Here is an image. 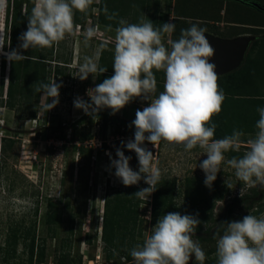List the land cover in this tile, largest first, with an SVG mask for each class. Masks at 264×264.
<instances>
[{
  "label": "rangeland",
  "instance_id": "rangeland-1",
  "mask_svg": "<svg viewBox=\"0 0 264 264\" xmlns=\"http://www.w3.org/2000/svg\"><path fill=\"white\" fill-rule=\"evenodd\" d=\"M158 1V6L148 11L156 18H159L160 13L168 11V22L170 23L174 24L175 21L179 24L187 23L189 27L196 24L206 28L209 33L213 31L212 34L216 33L220 37L226 36L229 32L227 28V30L224 29L225 23L216 26L211 22L212 19L226 21L233 17L232 4L227 0ZM238 1L253 6L250 3L253 0ZM256 1L264 5V0ZM10 4L11 0H3L4 6L0 9V37L4 38L3 44L6 42V52H8V42L2 33L5 30L3 24L10 20V14H7ZM92 11L96 15L97 7H94ZM239 17L256 18L249 11L240 13ZM90 26L96 28V35L86 43L85 33ZM217 28L225 31L219 32ZM100 29L101 25L93 18H89L83 28L77 27L73 35H66L62 41L54 44L55 52L69 61V65L64 69L65 75L58 77L52 70L56 62L49 61L52 71L51 82L55 80L56 83L63 85L59 90V103L54 108L46 112L45 105L52 101L51 98L48 100L41 94L39 111L34 120L16 122L13 110L7 108L0 110V264H55L56 250L60 247L62 240H65V249H70L71 264H89L90 260L93 264H134V261H127L125 256L117 251L114 256L106 257L104 242L101 239V225L104 202L109 191L112 192L117 188L123 190L137 185H123L114 175L115 169L111 167V160L118 159L116 149L121 147V141L134 140L135 128L134 125L132 127L129 125L136 118V111H142L144 107L149 106L150 101L136 98L114 114L120 122L111 123L107 120L103 130V117H96L94 120L83 110L74 107V100L77 97L91 102L88 90L97 86L98 72L93 76L90 74L83 81L77 77L78 68L84 62V58L99 57L100 49L108 50V48H102L105 44H109L108 47L115 50L113 46L115 28L108 32ZM6 32L8 37V31ZM172 35L173 32L162 36V42L169 50ZM91 42L95 49H90ZM112 49L110 51L114 52ZM77 52L78 60L75 58ZM73 56L74 62L72 63ZM246 57L243 60L244 64L247 62ZM1 62L2 55H0ZM247 66L248 64H245L244 68H239L230 74L228 80L248 78ZM153 71L156 80H162L165 83V77L162 76L164 72ZM260 76L261 73L255 76L256 79H253L250 86V89L254 88L256 92L261 90ZM248 84L244 83L237 92H242V94L248 92ZM0 97L3 99L5 95L2 96L0 93ZM152 99H155L154 93ZM257 103L254 97L247 101L226 100L224 106L228 110L226 109L225 121L228 127L223 129L216 127L214 136L231 135L234 129L240 131L243 125L240 120L242 114L248 115V110L253 105L257 109ZM255 135L243 133L240 137L239 152L242 156L247 151V141L254 139ZM2 137H9L14 141L10 144L6 142L5 152L1 150ZM80 146L84 147V151L79 152L78 147ZM145 146L153 152L154 162L158 164L162 175L166 178H175L177 186L185 177L205 179V173L199 164L207 159V156L199 147L185 151L181 145H168L164 141L156 146L146 141ZM122 150L125 156L131 157L129 166L132 170L138 171L139 163L136 153L129 151L126 147ZM224 155L225 160L221 163V170L212 185L214 187L216 184L218 190L226 194L222 199L215 201L213 212L216 216L221 213L229 198L245 192L247 188V185H239L235 170L228 164V160L232 157H229L227 152ZM65 179L66 187L63 188ZM139 182L143 184L141 189L149 187L144 183L143 178ZM63 189V199H69L70 205L61 210L62 213L51 232L45 220L48 203L50 200L56 201ZM151 197L152 193H148L144 199L139 198L138 200L134 231V241L137 243L145 241L155 226L151 216ZM249 214L264 218V198L258 202L256 207L239 214L236 221H241ZM51 233H54V236L51 237ZM33 238L35 249L30 263L29 247ZM193 240L196 242L194 237ZM211 247L214 248V252L209 257L217 263V242ZM40 249H44L43 259L36 255L37 250ZM194 261L193 254L189 263Z\"/></svg>",
  "mask_w": 264,
  "mask_h": 264
},
{
  "label": "clouds",
  "instance_id": "clouds-1",
  "mask_svg": "<svg viewBox=\"0 0 264 264\" xmlns=\"http://www.w3.org/2000/svg\"><path fill=\"white\" fill-rule=\"evenodd\" d=\"M92 2L34 0L27 18V30L18 37V48H51L66 35H73L78 27L74 25V12L85 13ZM3 6V0H0V9ZM119 23L112 66L114 74L88 90L91 102L77 97L74 107L95 120L104 108L111 109L114 115L136 98L150 101L149 106L136 111V118L129 125H134V140L121 141V147L116 149L118 159L111 160L114 175L123 185H136L142 178L149 185L134 193L137 198L144 199L146 194L152 193L162 176L153 152L145 146L146 141L153 146L161 141L181 145L185 151L196 147L204 150L207 159L199 167L205 173V185L211 188L225 160L224 154L229 150L239 151L243 133L234 129L231 135L214 139L217 125L212 123V117L222 110L225 96L218 84L216 65L210 62L215 50L205 36L207 29L196 24L181 29L179 39L169 41V50L162 42V35L174 32L175 24L165 22L162 28H154L150 20L143 19L136 24L124 20ZM95 35L96 28L88 27L85 42ZM3 49V38L0 37V55L10 63L28 58L18 49L8 52ZM98 58H84L78 68L80 80L107 71L98 65ZM153 70L165 74L164 90L155 99L152 94L156 92L157 80ZM62 86L54 80L41 82L36 88L48 100L51 98L52 102L45 105L46 112L59 103ZM256 111L259 119L255 125L258 130L255 138L247 141V151L242 157H233L228 164L245 185L264 187V107H258ZM125 147L136 153L138 171L129 166L131 157L125 156L122 150ZM200 223L197 216L179 212L164 214L143 245L130 251L134 264H189L193 254L195 261L204 264L205 253L193 240ZM226 224L222 235L219 229L214 234L217 264H264V218L249 214L241 221Z\"/></svg>",
  "mask_w": 264,
  "mask_h": 264
},
{
  "label": "trees",
  "instance_id": "trees-1",
  "mask_svg": "<svg viewBox=\"0 0 264 264\" xmlns=\"http://www.w3.org/2000/svg\"><path fill=\"white\" fill-rule=\"evenodd\" d=\"M158 0H98L92 2L89 9L85 13L79 11L74 12V24H80L83 28L88 18H93L99 24L109 26L111 28L120 27V20H124L129 24L140 23L141 20H150L154 28H162L165 22H168V11L160 13L159 18L149 13L150 9L157 7ZM34 6V0H11V4L7 9V14H10V20L5 21L4 32L7 39V51L18 49L22 55L28 58L21 61L9 62L6 57L2 55V62L0 63V93L5 95L0 99V110L7 108L14 111V118L16 122L35 119L39 111V99L43 92L38 93L36 88L41 82L51 83V65L49 61H55L54 73L65 75L64 69L69 64L66 58L58 55L54 50V45L51 48H36L23 50L18 46L20 41L18 37L27 30L28 16L31 14V9ZM97 7L96 15L93 13V8ZM11 8V10H10ZM179 16V15H176ZM112 17V19H109ZM128 18V19H127ZM178 20V19H177ZM175 31L172 35V41L178 40L181 35V29H187V23L179 24L175 21ZM8 31V37L7 32ZM255 34H259L262 29L253 28ZM6 33V34H5ZM165 34V33H164ZM164 34L162 36H164ZM4 39V38H3ZM4 43V51L6 50ZM255 47L257 51L253 54ZM6 52V51H5ZM247 56V57H246ZM248 64L246 67L249 71V77L238 80H228V76L233 74L237 69L244 68L245 64L242 63L234 70L218 75V84L222 89L225 99L222 104V110L218 115L212 117V123H215L219 129L227 128L228 123L225 121L227 107L224 106L226 100H252L253 97L257 100V108L263 107L264 96V38L257 37L250 44L249 50L245 55ZM244 57V58H245ZM114 52L103 49L100 54L98 65L107 69L105 73L97 74V83L100 84L104 79L110 78L114 74L113 69ZM244 60V59H243ZM244 65V66H243ZM261 73L259 79L261 82V90L255 91L254 88L250 89L255 76ZM163 78L165 75H162ZM241 78V77H240ZM164 82L157 81V89L154 97L157 98L159 93L164 90ZM249 83L248 92L242 94L237 92L239 87ZM5 91V94H4ZM242 91V90H241ZM1 98V97H0ZM255 105L249 108V114H242L240 118L242 122L241 132L256 134L258 131L255 127L259 115L255 111ZM227 109V110H226ZM117 115L111 114V110L104 108L99 111L97 117H103L102 130L106 127L108 121L111 123H118ZM108 120V121H107ZM223 137H215L214 139H222ZM63 137V135H61ZM6 142L13 143V139L9 137L1 138V150L5 152ZM79 152L84 151V147H78ZM229 157H242V153L235 150L227 152ZM205 179L199 177H185L181 183H178L175 178H166L161 176L159 183L155 185L151 197V216L152 222L157 223L158 219L168 212H179L180 214H188L197 216L201 223L197 226L193 237L200 245L205 253L206 259L204 264H217L216 261L209 257L214 252L211 245H215L217 239L214 234L220 230L226 229L228 222L236 221L239 214L256 207L258 202L264 198L263 187L247 186L246 191L237 196L229 198L226 205L217 216L214 215L213 208L216 200L222 199L226 194L221 190L219 191L216 184L211 188L207 187L204 183ZM239 185H245L244 182L239 180ZM213 185V184H212ZM143 186L138 183L136 186L128 187L126 189L117 188L112 192L109 191L103 209L102 225H101V239L104 242V250L106 257L114 256L115 252H119L125 256L127 261L132 262L133 258L130 251L137 245L142 246L144 241L137 243L134 241V231L138 213V200L134 193L139 191ZM66 187V179L63 180V188ZM258 196V198H256ZM64 198V189L56 201L50 200L46 212V223L49 231L53 232V225L56 224L61 215V210L70 205L69 199ZM178 200H177V199ZM224 223V224H222ZM54 236V233L50 235ZM218 238V237H217ZM65 240H62L61 245L57 248L55 254V264H71L72 257L70 249H65ZM34 238L29 247V262L31 263L34 255ZM36 255L38 258L43 259L45 255L44 249L37 250ZM189 264H199L198 261Z\"/></svg>",
  "mask_w": 264,
  "mask_h": 264
},
{
  "label": "crops",
  "instance_id": "crops-1",
  "mask_svg": "<svg viewBox=\"0 0 264 264\" xmlns=\"http://www.w3.org/2000/svg\"><path fill=\"white\" fill-rule=\"evenodd\" d=\"M253 1H256V0H253ZM227 2L232 4L233 11H234L233 12L234 13L233 17L229 18L226 21H220V20H217V19H214V20L212 19L211 20V22L213 24H215L216 26H218L219 24L222 25V23H225L224 29L225 30L228 29L229 32L223 38H233V37H237V36H241V35H254V36H256V38L257 37H263L264 38V11L258 9L255 6H248L247 4L242 3V2H240L238 0H227ZM256 2L260 4V2H258V1H256ZM260 5H263V4H260ZM221 9H220V14H221V11H222ZM247 11L252 12V14L256 16V18L255 19H243V18L239 17L240 13L247 12ZM100 25H101V29L100 30H103L104 32H108V30L114 29V28H111V27L106 26V25H102V24H100ZM253 28H258V29H262V30H261V32H259V34H255V32H253V30H252ZM116 29L117 28H115V30ZM217 29L219 30V32H222V30H224V29H220V28H217ZM211 33H214V32L212 31ZM168 36L170 37V34H168ZM115 37H116V34H115ZM108 46H109V44H105V45H103L102 48H108V50H111L112 48H109ZM113 46H115V44H113ZM89 47H90L91 50L95 49V46L93 45L92 42L90 43ZM249 47H250V45H249ZM249 47H248L246 53L248 52ZM74 48H75V43H74ZM102 50L103 49H100V54H101ZM112 50H114V49H112ZM256 51H257V47H255L253 54H255ZM246 53H245V55H246ZM100 54H99V58H98V62L97 63H99ZM75 58L78 60V52H77V56ZM73 62H74V56L72 58V63ZM68 65L69 64H67V66ZM96 84L98 85V83H96ZM263 107H264V96H263Z\"/></svg>",
  "mask_w": 264,
  "mask_h": 264
},
{
  "label": "water",
  "instance_id": "water-1",
  "mask_svg": "<svg viewBox=\"0 0 264 264\" xmlns=\"http://www.w3.org/2000/svg\"><path fill=\"white\" fill-rule=\"evenodd\" d=\"M253 6L264 11V6L256 1H251ZM206 38L214 48V56L210 62L216 65L218 75L228 73L236 69L243 61L250 43L256 39L254 35H241L233 38H223L206 32Z\"/></svg>",
  "mask_w": 264,
  "mask_h": 264
},
{
  "label": "bare ground",
  "instance_id": "bare-ground-1",
  "mask_svg": "<svg viewBox=\"0 0 264 264\" xmlns=\"http://www.w3.org/2000/svg\"><path fill=\"white\" fill-rule=\"evenodd\" d=\"M89 264H93V261H92V260H90V261H89Z\"/></svg>",
  "mask_w": 264,
  "mask_h": 264
},
{
  "label": "built area",
  "instance_id": "built-area-1",
  "mask_svg": "<svg viewBox=\"0 0 264 264\" xmlns=\"http://www.w3.org/2000/svg\"><path fill=\"white\" fill-rule=\"evenodd\" d=\"M88 19H89V18H88ZM85 24H86V23H85ZM77 26H78L79 28H81V25H80V24H78Z\"/></svg>",
  "mask_w": 264,
  "mask_h": 264
}]
</instances>
